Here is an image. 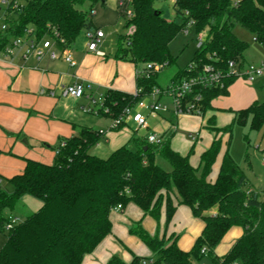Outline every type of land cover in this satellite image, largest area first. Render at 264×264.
Returning a JSON list of instances; mask_svg holds the SVG:
<instances>
[{"label": "trees", "instance_id": "16d2710c", "mask_svg": "<svg viewBox=\"0 0 264 264\" xmlns=\"http://www.w3.org/2000/svg\"><path fill=\"white\" fill-rule=\"evenodd\" d=\"M17 1V8H7V29L0 32V52L12 39L30 37L29 31L38 40L56 36L61 48H70L82 32L100 30L91 14L97 5L107 4V0ZM156 1L131 0L127 27L132 30L120 36L114 58L136 65V88L141 94L107 91L99 113L114 120L150 97L155 89L162 90L157 82L159 73L177 63L170 45L189 24L198 34H206L205 42L197 48L190 66L175 75L172 84L197 77L205 65L222 71L232 61L244 65L248 44L235 35L236 26L264 46V0H178L174 9L181 24L167 20L156 9ZM84 5L89 6V11L81 8ZM62 39L65 46L60 45ZM192 64L196 66L191 70ZM235 80L227 78L223 89L197 86L188 100L200 96L204 116L213 109L214 100L229 95ZM234 115L230 125L212 128L215 138L201 156L198 168L191 165L190 156L174 151L170 140L151 144L136 134L131 144L106 159L100 158L91 149L103 135L88 127L80 128L72 138L59 140L52 164L24 158V170L8 179L13 191L0 188V234L6 237L0 264H82L85 256L111 234V212L118 207L123 210L131 202L157 221L164 211L166 226L179 206L191 209L204 223L201 235L188 252L179 248L175 235L151 236L140 224L133 226L131 232L149 247L156 264H264V194L249 186L247 175L229 151L234 125L251 121L252 129L257 130L264 125V103H254ZM210 122L214 124L213 118ZM223 146L226 151L219 174L212 182L210 176ZM161 162L168 164L171 171L165 170ZM27 195L40 200L41 209L7 231L10 214ZM236 227L242 229L241 237L225 255L219 256L217 248ZM143 260L136 257L131 264H141ZM108 264L125 263L114 256Z\"/></svg>", "mask_w": 264, "mask_h": 264}, {"label": "crops", "instance_id": "0c3cea01", "mask_svg": "<svg viewBox=\"0 0 264 264\" xmlns=\"http://www.w3.org/2000/svg\"><path fill=\"white\" fill-rule=\"evenodd\" d=\"M98 28L103 31L101 27ZM100 45L98 50L104 56L88 52L86 48L81 54L74 53V67L60 59L49 60L47 63L43 61L36 69L22 67L19 70L15 65L0 59V180L21 173L25 166L24 158L52 164L56 151L49 149L56 147L62 138H72L78 135L82 126L75 123L78 116L70 106V100L76 102L81 99L76 100L64 96L62 91L64 86L76 82L90 84L92 90L84 98L88 101H91L89 95L95 98V93L105 96L111 89L126 93L135 92L138 71L136 65L109 57ZM245 64L249 65L247 62ZM263 76L258 80L264 78ZM41 90L52 91L55 95H41ZM240 91L234 82L229 87V95L226 97L231 96L232 93L238 95ZM258 98L257 92L252 88L246 89L244 86L242 97L237 99L236 105L228 107L217 104V98L213 101V109L202 117L186 114L176 117L172 112L166 113L169 117H164L163 113H159L156 117L149 116L155 121L153 129L148 125L145 129L148 131L147 134L136 136L147 140L150 135H156L163 141L170 140L172 149L182 156H190L191 165L198 168L201 156L210 149L215 138L212 128H223L230 125L235 116L234 112L258 103ZM79 105L84 112L92 110L99 118L109 117L106 113H99L100 108L91 109L84 101ZM57 111H60V115ZM212 118L214 124L210 122ZM101 131L105 133L102 139L108 143L109 147L107 150L99 143L96 147L98 151L103 150L109 153L131 144V139L136 134L135 132L129 133L128 129L114 132L99 129L98 132ZM29 147H33V151H30ZM225 151L226 146H223L210 176L212 182L217 179ZM25 203L30 207L29 214H26L27 217L38 212L43 205L40 200L31 198L29 195L22 199L21 209L25 207ZM212 213L215 214L214 211ZM10 217L16 218L13 213ZM110 220L111 234L99 244L93 253L85 256L82 264H108L114 256L121 258L125 264H131L136 257L142 259L152 257L149 247L131 232V228L137 224H140L151 236L159 235L161 238L164 235L177 236L179 248L186 252L192 249L204 229L203 221L196 218L191 209L186 206L177 208L168 226H166L164 211L161 219L157 221L152 216L146 215L133 202L123 210L112 211ZM241 235L242 229L232 228L217 248L216 253L219 256L225 255Z\"/></svg>", "mask_w": 264, "mask_h": 264}, {"label": "rangeland", "instance_id": "374dc122", "mask_svg": "<svg viewBox=\"0 0 264 264\" xmlns=\"http://www.w3.org/2000/svg\"><path fill=\"white\" fill-rule=\"evenodd\" d=\"M156 9L163 12V16L169 21H175L178 24L182 23V19L178 16L176 10L174 9V1L173 0H157L155 2ZM7 5L0 2V30L2 29V25L5 23V17L8 12ZM82 9L89 11V6L84 5L81 7ZM125 9L123 10L118 8L116 0H107L106 6L99 4L93 11L92 20L96 27H101L105 33V39L102 41L100 48L103 49L109 57L115 56V53L118 48L119 38L122 35H126L130 32V28L127 27V15L125 17L121 16V13H124ZM10 17L13 15L10 14ZM234 33L237 38L243 42L248 44V49L245 53V60L249 64L253 65H260L264 63V46L261 45L254 39V36L249 32L242 29L240 26H236L234 29ZM200 35L206 37L205 33L198 34L193 26L190 27L189 34H186L185 31L179 33V35L173 40L170 45V51L174 58H176L177 63L171 66H167L164 68L158 75V85L162 90H166L168 87L171 86L172 80L175 75L179 71L186 70L190 64L192 63L196 50L198 48V39ZM54 42L52 38H48ZM88 45V40L86 37L85 32H82L76 42L72 44L70 47V51H68L69 55L75 61L74 53H83ZM55 50H59V48H55ZM58 52V51H57ZM1 57V54H0ZM50 59H45L44 62H48ZM52 61V60H51ZM57 61V60H55ZM12 63L17 68H24L29 67V69H36V61L32 59L30 62L26 63L24 61H16ZM31 67V68H30ZM27 69V68H26ZM74 69V68H73ZM264 77V76H263ZM259 79V78H258ZM256 82H249L244 78H239L235 80L236 85L240 88V92L238 95L232 93L231 96L226 97L222 96L219 97L217 100V104L225 105V106H233L236 105L237 99L242 97L244 92V86L246 89L252 88L253 91L257 92L258 94V103H264V78L258 80ZM262 81V82H261ZM96 98L98 99L100 94L95 93ZM41 97V96H40ZM86 103L91 107V109L97 110L100 106H94L91 101L86 99H81L78 101L70 100V106L76 111V115L78 116L75 119V123L78 126L82 127H90L95 131H99V129H103L105 132H109L110 125L113 124L114 119L112 117H97L93 112H84L81 108L80 103ZM154 101L153 97H147L143 99V102L146 104H150ZM160 105H167L171 109L173 108L172 99L164 95L160 99ZM232 103V104H231ZM63 110V109H61ZM138 112H141L143 115L148 116V113L142 111L138 105H136L132 109L131 118ZM60 115V111H57ZM164 117H169L168 114H163ZM62 117V116H61ZM233 122V121H232ZM147 123L150 125L151 129L155 124V121L152 117L147 118ZM231 124V123H230ZM128 129L129 133L135 132L136 135H145L147 134L146 128H140L138 125L134 123H127L126 125H122L119 129L123 131ZM118 130V131H119ZM117 131V130H113ZM149 134V133H148ZM99 144L105 146L108 150V143L101 139ZM98 147H94L91 149V153L100 157V158H108L111 153L108 151H98ZM30 151H33V147L28 148ZM51 151H55V148L49 149ZM229 151L231 156L237 162V164L243 169L245 174L249 179V186L257 191L260 192L262 195L264 194V125L260 129H252L251 121H249L245 125L236 124L234 125L233 129V137L230 142ZM21 160V158H20ZM23 162V160H22ZM161 166L167 170L171 171V168L168 164L161 162ZM9 178H4L3 182L0 184V188L3 190L11 193L13 191V187L8 182ZM38 200L37 198L31 196ZM21 206V205H20ZM13 213L14 216L18 219L19 222H23L26 219V214H29L30 207L28 204L25 203V207L21 209V207ZM6 243V237L0 234V250L4 247Z\"/></svg>", "mask_w": 264, "mask_h": 264}, {"label": "built area", "instance_id": "2783aa9c", "mask_svg": "<svg viewBox=\"0 0 264 264\" xmlns=\"http://www.w3.org/2000/svg\"><path fill=\"white\" fill-rule=\"evenodd\" d=\"M176 3L178 0H173ZM1 3L7 5V7L13 6L17 8L18 1L14 0H0ZM118 8L123 10L125 9L124 14H131V0H116ZM192 24H189L188 28L185 30L186 34H189V30ZM7 27L4 24L2 26V32L6 31ZM86 37L88 40L87 50L88 52L95 53L99 56H104L103 53L99 52L98 47L105 39V33L102 30H93L86 32ZM30 37L26 38H16L12 39L11 42L6 46V48L0 52V59L6 61L8 63H14L16 61H24L26 63L30 62L32 59L36 61V68L38 65L42 63L45 59H50L52 61L55 60H64L69 66L74 67L75 63L71 56L68 53V48H61L58 45V41L55 37H46L42 40H38L33 36L32 31H29ZM52 38V40L48 39ZM60 45L65 46L66 41L60 40ZM205 42L204 36L200 35L198 39V47H201ZM55 48H59V50H55ZM195 64H192L191 70L195 67ZM264 74V63L260 65H242L239 62L232 61L228 64V69L226 71H222L219 68H216L214 65H205L203 67L202 72L194 78L189 80H183L182 82L171 84L165 91L160 89H155L150 97L154 98V101L150 104H146L140 101L137 105L142 111L148 113V116L156 117L159 113H170L172 112L176 117L181 115H195L202 117V108L200 106V96H196L194 101L188 100L189 95L194 92L195 87L203 86L206 88H220L223 89L226 86V79L229 77L239 79L244 78L249 82L253 83L258 78H261ZM138 75V74H137ZM92 87L90 84L84 82H76L68 86H64L62 91L63 95L66 97H71L73 99H83L85 98L89 92H91ZM41 95L54 96V92L41 90ZM135 96L141 94V90L137 89L133 93ZM167 95L172 99L173 108L171 109L167 105H160L159 99ZM89 99L91 100L94 106H100L99 108H103L105 96L100 95L99 98H95L92 95H89ZM87 112H93L92 110H87ZM105 112H108L105 111ZM131 110H127L126 113L118 119L113 121L110 130H117L122 125H125L129 122H134L140 128H147V118L148 116L143 115L141 112L136 113L131 118ZM101 135L105 133L103 131L100 132ZM162 139L156 135H150L148 137V142L151 144H161ZM264 162V158H263ZM121 207H118L116 210H119ZM18 223V219L14 217H10V223L6 226V230L10 231L15 224ZM205 252V250H203ZM141 264H156L152 257L146 258L142 261ZM199 264H208L206 262H201Z\"/></svg>", "mask_w": 264, "mask_h": 264}, {"label": "water", "instance_id": "95a60500", "mask_svg": "<svg viewBox=\"0 0 264 264\" xmlns=\"http://www.w3.org/2000/svg\"><path fill=\"white\" fill-rule=\"evenodd\" d=\"M26 144H27V142H26Z\"/></svg>", "mask_w": 264, "mask_h": 264}]
</instances>
